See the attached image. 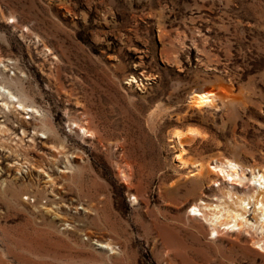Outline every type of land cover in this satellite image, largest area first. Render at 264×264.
<instances>
[{
	"label": "rangeland",
	"instance_id": "rangeland-1",
	"mask_svg": "<svg viewBox=\"0 0 264 264\" xmlns=\"http://www.w3.org/2000/svg\"><path fill=\"white\" fill-rule=\"evenodd\" d=\"M0 58L42 112L0 98V264H264L192 209L228 186L202 163L264 169V0H0Z\"/></svg>",
	"mask_w": 264,
	"mask_h": 264
},
{
	"label": "bare ground",
	"instance_id": "bare-ground-1",
	"mask_svg": "<svg viewBox=\"0 0 264 264\" xmlns=\"http://www.w3.org/2000/svg\"><path fill=\"white\" fill-rule=\"evenodd\" d=\"M0 62H2L1 58H0ZM0 70L3 72L2 73L3 75H6L5 73L6 66L5 68H0ZM5 78L3 79L2 77H0V98L2 97L5 98V100H3L4 108L8 109L9 111H15V112L19 111V113L20 110L22 109L29 110L26 114L33 112L35 114L37 113L36 115H40L41 117L42 112L38 114V112H40L39 109H37L35 106L31 107L30 105L25 103L26 101L24 100V98L21 99L20 97H18L19 95L16 96L15 93L10 89V87H7L5 85L6 81L8 82H18V81L13 79V77L5 76ZM218 95L226 98L229 95L231 96V93L230 90L228 91V89H222L219 91V93L214 91L194 92L193 95L191 96L192 97L191 102L192 104L197 105L199 107L205 105H213L216 96ZM6 124H8L7 121L0 126V129L4 131L5 127L9 125ZM78 126H80V124ZM81 127H83L84 131L88 132V134H93L90 128L89 129L84 128L83 125H81ZM23 132L25 134L27 131L23 129ZM45 133L46 132H44V134ZM44 134L43 137L48 138V136ZM200 134H204V133H201V130L195 128V126L193 127L189 126V128L185 132L181 131L180 129H176L173 133V138L176 141L177 147L184 151L185 148L182 140L183 135L185 136L190 135L194 138L195 136H198ZM177 157L181 159L184 165L188 163V160H184V158L181 157V154H179ZM215 161L216 162L212 167H210V165L205 166V164L202 163L200 165L201 167L199 168L200 172L203 173V169L206 168L205 170H207V172L215 174L217 179L218 180L220 179L221 182L220 185H222V183L227 182L228 186L219 188L223 193V198L220 199L218 198L220 201L219 203L213 204V203L205 202L203 200H200L199 202H195L192 205V209L194 213L195 212L199 213L210 223V225H212V231L215 235H219L221 228L223 229L228 228L232 231L235 230L249 231L252 229L253 230L261 229L262 231H264V169L263 171H261L253 168H246L236 160L234 161L228 158L227 159L224 158L221 160L216 159ZM238 186L243 187L244 191L239 192L236 189ZM252 214L253 217L251 218ZM254 243L257 242L254 241Z\"/></svg>",
	"mask_w": 264,
	"mask_h": 264
}]
</instances>
